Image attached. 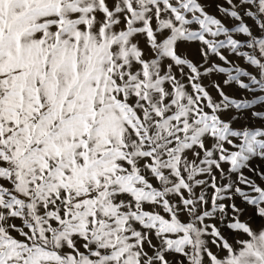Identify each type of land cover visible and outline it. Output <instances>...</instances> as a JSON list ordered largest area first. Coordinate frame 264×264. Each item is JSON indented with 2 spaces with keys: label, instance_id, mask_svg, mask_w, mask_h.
<instances>
[{
  "label": "snow or ice",
  "instance_id": "obj_1",
  "mask_svg": "<svg viewBox=\"0 0 264 264\" xmlns=\"http://www.w3.org/2000/svg\"><path fill=\"white\" fill-rule=\"evenodd\" d=\"M0 264H264V0H0Z\"/></svg>",
  "mask_w": 264,
  "mask_h": 264
}]
</instances>
